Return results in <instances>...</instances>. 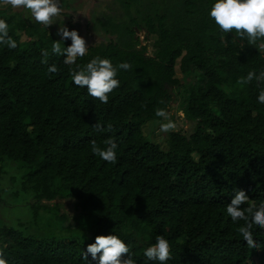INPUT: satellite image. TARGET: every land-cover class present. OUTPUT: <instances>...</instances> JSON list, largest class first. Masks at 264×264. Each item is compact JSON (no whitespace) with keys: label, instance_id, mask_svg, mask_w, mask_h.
Masks as SVG:
<instances>
[{"label":"trees","instance_id":"16d2710c","mask_svg":"<svg viewBox=\"0 0 264 264\" xmlns=\"http://www.w3.org/2000/svg\"><path fill=\"white\" fill-rule=\"evenodd\" d=\"M113 1L121 12L98 22L105 39L85 43L86 55L71 65L52 53L59 37L50 26L13 10L0 14L16 41L14 49L0 46V205L13 187L11 198H22L30 216L0 223V254L8 264H85L81 248L111 232L136 264L156 234L169 242L165 264H264V229L253 228L258 247L249 249L238 231L243 221L224 213L234 188L249 196L241 208L264 201V104L254 80L238 83L264 69V38L249 44L219 32L208 0ZM137 31L152 40L151 54ZM93 56L130 66L117 70L120 85L107 103L71 84L70 73ZM186 85L192 126L168 131L162 149L141 128L161 122L155 110L167 111ZM109 137L117 142L113 163L91 152L92 142L102 147ZM6 162L14 166L8 173ZM56 200L73 201V221L57 204H43Z\"/></svg>","mask_w":264,"mask_h":264},{"label":"clouds","instance_id":"9594fccd","mask_svg":"<svg viewBox=\"0 0 264 264\" xmlns=\"http://www.w3.org/2000/svg\"><path fill=\"white\" fill-rule=\"evenodd\" d=\"M208 18L217 26L219 32L227 34L229 31L241 39H246L249 44L264 38V0H208ZM0 3H7L12 8H22L31 20L47 29L55 23L57 29L55 35L59 37L53 40L51 51L53 54L63 56L65 64H75L78 57L86 55L87 47L82 36L78 35L76 29H69L62 23L64 9L61 0H0ZM60 23H56V18ZM65 39L70 41L66 46ZM0 46L8 49L16 48V41L9 35V24L5 19H0ZM264 47V44L260 45ZM127 62H119L115 66L108 58L93 56L87 60L82 68L72 71L71 84L85 89L87 95L96 98L101 103H107L108 93L119 87L120 81L116 78L117 70H128ZM49 73L57 71L56 65L50 64L47 67ZM256 82L258 89L256 102L264 104V69L257 72L248 71L238 79L240 84ZM181 116L183 113H179ZM156 117L163 118L165 122L158 121V130L167 133L175 128V123L168 119L167 112L157 108L154 112ZM94 128L103 132L104 129L99 123ZM91 152L99 157L101 161L113 163L117 159V142L109 137L105 140L104 146L91 144ZM249 199L244 189L234 188L224 206V213L233 224L243 221L238 231L243 243L249 248H257L258 243L253 237V228L264 229V201L258 206L249 205L241 208V205ZM144 264H165L169 259V242L161 234L154 236V241L143 249ZM81 259L85 264H136L133 253L128 245L116 234L95 235L91 243L86 244L80 251ZM0 264H8L3 254H0Z\"/></svg>","mask_w":264,"mask_h":264},{"label":"rangeland","instance_id":"374dc122","mask_svg":"<svg viewBox=\"0 0 264 264\" xmlns=\"http://www.w3.org/2000/svg\"><path fill=\"white\" fill-rule=\"evenodd\" d=\"M111 2L112 0H75L74 3L82 7V9L73 13L64 11L63 15H65V17H63L62 19V23L66 25L70 30L76 29L79 35L84 38L85 43L90 44L96 40H103L105 39V34L101 31L100 26H98V22L103 21L105 16H111L121 12V10L112 9ZM6 6L7 3L0 4V14H2V12L4 13L5 11H7ZM15 13L21 14L23 16L26 15L22 8L18 12L15 11ZM64 18L68 22H66ZM56 23H60L59 19L56 21ZM49 26L52 28V31L55 30L54 32H56L57 25L55 23ZM136 36L142 46H147L148 54H151L150 45L152 43V40L150 38L145 39L144 33L139 31H137ZM176 77H181L178 71V63L176 64ZM186 87L187 85L174 91V100L166 111L168 119H171L175 123V128L171 131H189L192 126V122L187 118V113L183 102L182 92ZM181 112L183 113L182 116L179 114ZM161 122H165L163 118ZM141 131L149 142L159 145L162 149L165 148L167 133H163L158 130V122L156 123L147 121L142 126ZM4 167H6L5 171L7 173L14 168V166H12L11 163L8 162L5 163ZM16 174L17 172L13 173V175L6 174L2 180V184L8 185L9 179L11 177L16 178L18 176H16ZM13 191V187H8L5 195L3 196L4 204L0 205V223H4V225L6 226H14L18 223L26 224V222H28L30 219L27 209L24 207V204H22V198L18 199V201L13 200L11 198V193ZM43 204L49 206L57 204L59 208V213L65 214L70 221H73L77 213V210L74 209L73 201L71 200H56L51 203L43 202Z\"/></svg>","mask_w":264,"mask_h":264},{"label":"flooded vegetation","instance_id":"af4514ba","mask_svg":"<svg viewBox=\"0 0 264 264\" xmlns=\"http://www.w3.org/2000/svg\"><path fill=\"white\" fill-rule=\"evenodd\" d=\"M83 1H86V0H83ZM75 0H61V5L64 9V11H67L69 13H73V12H77V11H80L82 9V7H80L79 5L75 4L74 3ZM1 4V3H0ZM111 6H112V9L114 10H121V7H120V3L119 1H113L111 2ZM6 10H13V12H18L21 10V8L17 7V8H12L10 5L7 4L6 6ZM15 10V11H14ZM23 10V9H22ZM24 13L26 14V10H23ZM3 13V12H2ZM25 16V15H24ZM30 16V15H29ZM59 18L56 19V21L58 20ZM64 20L66 22H68L65 18ZM59 22H60V19H59Z\"/></svg>","mask_w":264,"mask_h":264}]
</instances>
